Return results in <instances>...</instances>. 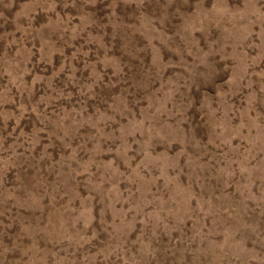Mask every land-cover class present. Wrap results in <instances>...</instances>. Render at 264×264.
Wrapping results in <instances>:
<instances>
[{"label":"rangeland","instance_id":"rangeland-1","mask_svg":"<svg viewBox=\"0 0 264 264\" xmlns=\"http://www.w3.org/2000/svg\"><path fill=\"white\" fill-rule=\"evenodd\" d=\"M0 264H264V0H0Z\"/></svg>","mask_w":264,"mask_h":264}]
</instances>
